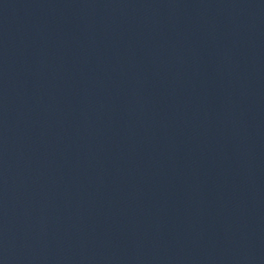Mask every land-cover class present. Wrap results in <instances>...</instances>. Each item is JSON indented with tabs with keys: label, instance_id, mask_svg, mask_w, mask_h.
I'll use <instances>...</instances> for the list:
<instances>
[{
	"label": "water",
	"instance_id": "water-1",
	"mask_svg": "<svg viewBox=\"0 0 264 264\" xmlns=\"http://www.w3.org/2000/svg\"><path fill=\"white\" fill-rule=\"evenodd\" d=\"M0 264H264V0H0Z\"/></svg>",
	"mask_w": 264,
	"mask_h": 264
}]
</instances>
